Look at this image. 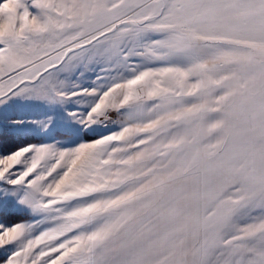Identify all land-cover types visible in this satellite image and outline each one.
<instances>
[{
    "label": "snow or ice",
    "instance_id": "obj_1",
    "mask_svg": "<svg viewBox=\"0 0 264 264\" xmlns=\"http://www.w3.org/2000/svg\"><path fill=\"white\" fill-rule=\"evenodd\" d=\"M0 264H264V0H0Z\"/></svg>",
    "mask_w": 264,
    "mask_h": 264
},
{
    "label": "rangeland",
    "instance_id": "obj_2",
    "mask_svg": "<svg viewBox=\"0 0 264 264\" xmlns=\"http://www.w3.org/2000/svg\"><path fill=\"white\" fill-rule=\"evenodd\" d=\"M16 109L18 115L27 119H34V120H44L51 112L55 111L57 113L56 119L57 123L52 126L51 130L47 134H41L38 130L34 132L33 135L26 137V139H31L33 141H50L54 138H58L62 133H64L69 124L67 121L63 120L62 115L60 114V110L58 108L52 109L44 106H28L22 105L19 102L16 104ZM14 214H20L24 216L23 218H27L29 215L27 209H16ZM12 215L8 218L11 221L18 220V217H13Z\"/></svg>",
    "mask_w": 264,
    "mask_h": 264
},
{
    "label": "trees",
    "instance_id": "obj_3",
    "mask_svg": "<svg viewBox=\"0 0 264 264\" xmlns=\"http://www.w3.org/2000/svg\"><path fill=\"white\" fill-rule=\"evenodd\" d=\"M35 141H36V140H35ZM12 216H13V217H18L17 219H21V218L24 217V216H22V215H20V214H14V213L12 214ZM9 217H10V216H9ZM9 217H8V218H9ZM13 217H12V219H13ZM13 220H14V219H13Z\"/></svg>",
    "mask_w": 264,
    "mask_h": 264
}]
</instances>
